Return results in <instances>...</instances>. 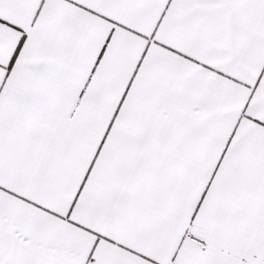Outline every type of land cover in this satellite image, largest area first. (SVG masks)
<instances>
[{
    "label": "snow or ice",
    "instance_id": "snow-or-ice-1",
    "mask_svg": "<svg viewBox=\"0 0 264 264\" xmlns=\"http://www.w3.org/2000/svg\"><path fill=\"white\" fill-rule=\"evenodd\" d=\"M0 264H264V0H0Z\"/></svg>",
    "mask_w": 264,
    "mask_h": 264
}]
</instances>
